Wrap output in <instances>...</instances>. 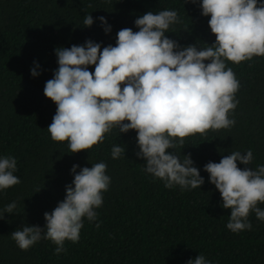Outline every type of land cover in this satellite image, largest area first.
Here are the masks:
<instances>
[{"label":"trees","instance_id":"16d2710c","mask_svg":"<svg viewBox=\"0 0 264 264\" xmlns=\"http://www.w3.org/2000/svg\"><path fill=\"white\" fill-rule=\"evenodd\" d=\"M152 10H174L179 23L166 35L181 46L209 47L215 36L198 3L185 0H0V157L17 161L14 175L20 183L0 191V212L12 202L15 213L0 219V264H187L203 255L211 264H264V221L252 212V230L238 233L226 225L230 209L209 182L204 165L219 162L223 155L253 152L251 165H264V56L233 64L227 62L240 87L230 129L209 130L206 135L185 138L173 151L183 159L190 154L204 177L200 188H166L164 181L145 171L146 161L137 157L136 132L113 128L102 144L70 153L65 142L51 139L47 126L56 105L44 95L47 80L58 68L56 49L83 45L86 40L115 46L117 32L125 27L138 31L134 21ZM94 23L84 27L86 15ZM105 17L111 31L105 33L98 19ZM209 61H206V63ZM35 69L39 75L32 76ZM94 71V66H89ZM126 151L113 159V146ZM107 165L110 177L97 219L83 218L80 239L66 240V251L56 253L47 239L21 250L11 233L22 225L46 224L51 212L72 183L74 164ZM264 210V203L258 204ZM99 224V227L96 225Z\"/></svg>","mask_w":264,"mask_h":264},{"label":"clouds","instance_id":"9594fccd","mask_svg":"<svg viewBox=\"0 0 264 264\" xmlns=\"http://www.w3.org/2000/svg\"><path fill=\"white\" fill-rule=\"evenodd\" d=\"M198 0H185V3ZM203 16H210L208 25L215 36L209 47L181 46L166 33L179 23L174 10L147 11L134 21L138 31L130 27L116 34L115 46L101 50V43L86 40L83 45L56 49L58 68L45 83L44 95L56 105L52 122L47 126L51 139L67 141L70 153L89 150L102 144L113 128L120 133L134 130L139 151L136 156L146 161L145 171L164 181L166 188L181 190L200 188L204 177L194 166L190 154L183 159L173 151L185 138L209 130L230 129V118L237 107L236 93L240 82L226 61L233 64L264 56V0H199ZM105 33L111 31L105 17L98 18ZM94 23L91 14L83 25ZM206 61H209L206 63ZM94 66V71L89 70ZM32 76L39 73L33 69ZM125 149L112 148L117 159ZM253 152L235 151L223 155L219 162L209 161L204 171L222 198V207L230 209L226 227L238 233L252 230L248 220L255 212L264 221V165L241 169L253 162ZM74 164V179L66 185V195L51 212H45L46 224L22 225L11 233L17 246L27 251L41 239L56 245V253L66 251V240L80 239L83 218L97 219L96 208L103 204L110 177L104 162L91 167ZM17 161L0 157V191L19 184ZM12 202L0 212L15 213ZM99 227V224L96 225ZM187 264H211L203 255Z\"/></svg>","mask_w":264,"mask_h":264}]
</instances>
